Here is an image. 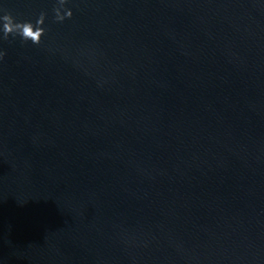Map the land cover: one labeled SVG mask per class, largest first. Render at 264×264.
<instances>
[{
	"label": "water",
	"instance_id": "1",
	"mask_svg": "<svg viewBox=\"0 0 264 264\" xmlns=\"http://www.w3.org/2000/svg\"><path fill=\"white\" fill-rule=\"evenodd\" d=\"M57 6L0 0V264H264V0Z\"/></svg>",
	"mask_w": 264,
	"mask_h": 264
},
{
	"label": "clouds",
	"instance_id": "2",
	"mask_svg": "<svg viewBox=\"0 0 264 264\" xmlns=\"http://www.w3.org/2000/svg\"><path fill=\"white\" fill-rule=\"evenodd\" d=\"M68 3L69 0H57L58 6L54 8L56 22L63 23L66 19L73 17V12L65 7ZM46 20L47 13L41 12L35 23L18 21L11 11L0 7V33H2L0 40L8 41L10 38L19 37L24 43L31 41L39 46L42 37L46 35ZM6 55V52L0 51V60H3Z\"/></svg>",
	"mask_w": 264,
	"mask_h": 264
}]
</instances>
